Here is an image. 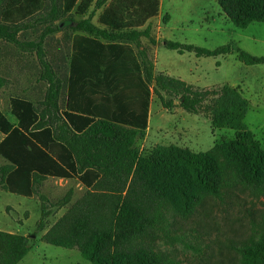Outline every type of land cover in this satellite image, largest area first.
<instances>
[{"label":"trees","instance_id":"16d2710c","mask_svg":"<svg viewBox=\"0 0 264 264\" xmlns=\"http://www.w3.org/2000/svg\"><path fill=\"white\" fill-rule=\"evenodd\" d=\"M0 1L3 23L25 19L37 5V0ZM159 1L61 0L63 14L82 17L73 25L65 82L43 63V113L19 98L9 100L15 124L0 111V157L8 163L0 168L5 192L33 197L47 178L77 180L86 189L102 180L109 183L115 195L113 210L94 218L88 202L77 204L78 215L69 221L71 240L44 238L51 245L76 246L91 264H177L157 250L159 242L188 246L171 219L187 221L207 199L222 201L233 190L264 197V149L244 122L249 101L241 89L200 88L155 73L147 53L135 51L142 37L155 44L150 22L159 14ZM217 4L220 16L239 29L264 23V0ZM90 8L92 14L100 12L96 24L91 13L85 18ZM231 46L209 50L166 41L164 48L216 58L230 55ZM236 60L245 66L264 64V56L243 50L236 51ZM152 95L166 111L178 101L184 112L209 120L212 130H232L233 139L207 152L171 145L143 155L137 141L148 128ZM40 200L39 229L48 215L46 198ZM29 244L27 236L0 231V264H18ZM235 251L238 259L231 264H264V225Z\"/></svg>","mask_w":264,"mask_h":264},{"label":"rangeland","instance_id":"374dc122","mask_svg":"<svg viewBox=\"0 0 264 264\" xmlns=\"http://www.w3.org/2000/svg\"><path fill=\"white\" fill-rule=\"evenodd\" d=\"M3 5L0 1V111L15 124L9 104L11 98L30 101L38 114L43 113L41 103L47 88L39 80L43 63L65 82L71 37L75 33L73 25L82 17L63 14L61 0H37L28 17L3 23ZM161 6V17L150 22L149 36L155 44L148 37H142L135 51L147 53L154 71L155 68L166 71L188 84L200 88L239 87L249 101L244 122L264 149V64L245 66L236 60L237 50L264 56V23L239 29L220 16L217 0H162ZM92 12L90 8L85 18ZM99 13L92 14L94 24ZM166 41L209 50L231 43L232 53L225 57L198 58L193 53L178 54L164 48ZM60 105L63 108V101ZM175 105L172 111H166L152 95L148 128L145 136L137 141L143 155L155 147L171 145L195 153L207 152L233 139L232 130H212L205 117L184 112L177 106L178 101ZM50 122L54 124V119ZM2 138L0 134V141ZM7 164L0 157V168ZM40 196L46 198L48 215L39 229ZM114 196L106 180L86 189L77 180L47 178L38 195L28 198L7 193L0 186V231L29 238V252L18 264H91L76 246H55L44 238L70 241L69 221L75 213L78 215L74 207L88 202L94 218L99 212L107 215L116 206ZM171 220L172 228L184 237L188 246L159 242L157 250L177 264H231L238 259L235 248L264 225V197L256 199L250 192L233 190L222 201L207 199L187 221Z\"/></svg>","mask_w":264,"mask_h":264},{"label":"crops","instance_id":"0c3cea01","mask_svg":"<svg viewBox=\"0 0 264 264\" xmlns=\"http://www.w3.org/2000/svg\"><path fill=\"white\" fill-rule=\"evenodd\" d=\"M161 5H162V0L159 1V14H158V16H157L156 19H159L161 17V15H162V6ZM155 71H157V72H164V71H158L157 68H155ZM165 73H167V72L165 71ZM168 75H170V74H168ZM170 76H172V75H170ZM149 120H150V109H149ZM149 120H148V124H149Z\"/></svg>","mask_w":264,"mask_h":264}]
</instances>
